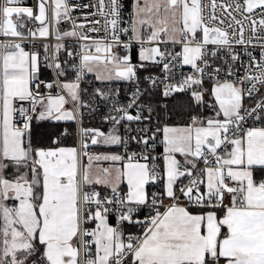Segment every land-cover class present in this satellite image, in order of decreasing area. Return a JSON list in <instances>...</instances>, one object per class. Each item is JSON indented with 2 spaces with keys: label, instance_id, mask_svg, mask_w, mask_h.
<instances>
[{
  "label": "snow or ice",
  "instance_id": "6c2138e0",
  "mask_svg": "<svg viewBox=\"0 0 264 264\" xmlns=\"http://www.w3.org/2000/svg\"><path fill=\"white\" fill-rule=\"evenodd\" d=\"M0 264H264V0H0Z\"/></svg>",
  "mask_w": 264,
  "mask_h": 264
},
{
  "label": "built area",
  "instance_id": "2783aa9c",
  "mask_svg": "<svg viewBox=\"0 0 264 264\" xmlns=\"http://www.w3.org/2000/svg\"><path fill=\"white\" fill-rule=\"evenodd\" d=\"M74 2L76 4H84L87 3L88 0H74ZM24 5L26 6H31L32 4L35 3V0H23ZM88 11V9H76L74 12V15L78 16V17H83V14L86 13ZM64 27H70V25H65ZM63 30V28L61 29ZM257 54V53H254ZM99 84V82H96ZM85 123L87 124V120L85 121Z\"/></svg>",
  "mask_w": 264,
  "mask_h": 264
},
{
  "label": "trees",
  "instance_id": "16d2710c",
  "mask_svg": "<svg viewBox=\"0 0 264 264\" xmlns=\"http://www.w3.org/2000/svg\"><path fill=\"white\" fill-rule=\"evenodd\" d=\"M97 85H99V84L97 83ZM98 124H99L98 120H87L88 126H97Z\"/></svg>",
  "mask_w": 264,
  "mask_h": 264
}]
</instances>
